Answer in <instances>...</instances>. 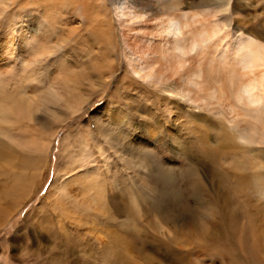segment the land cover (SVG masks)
<instances>
[{
	"label": "rangeland",
	"instance_id": "rangeland-1",
	"mask_svg": "<svg viewBox=\"0 0 264 264\" xmlns=\"http://www.w3.org/2000/svg\"><path fill=\"white\" fill-rule=\"evenodd\" d=\"M180 2L188 16L203 14L206 30L219 32L197 45L192 54L206 55L191 59V64L197 67L206 58L205 63L237 82L239 72L232 73L230 62L247 60L245 40L251 37L264 45V0ZM189 3L202 7L190 9ZM99 5L102 28L108 31L104 40L94 36L93 27L80 9L73 12L68 0L60 6L58 0H0V264H44L51 253H58L63 264H85L81 249H70L61 239L78 237L99 251L110 245V232L118 224L147 238L143 255L151 256L154 264H171L169 257L173 264H264V142L250 144L235 137L232 128L246 125L239 124L242 119L228 106L232 101L226 103L222 92L212 91L210 109L225 117L196 108L193 113L215 119L218 129L207 144L216 154L198 153L194 159L186 154L206 147L199 141L206 123L197 119L188 126L176 124L188 149L172 147L166 134L174 117L169 100L177 99L135 73L130 50L136 44L143 47L156 33V21L132 32L123 29L127 18L120 19L110 0ZM216 42L220 47L212 49V58L208 49ZM218 99L226 105L219 107ZM152 113L163 127L154 139L149 133L156 125L148 132L144 121ZM118 129L128 135V148L148 149L177 176L189 163L196 165L203 190L201 197L190 199L194 218L179 211L167 219L156 214L147 218L140 205L135 225L122 213L110 220L117 224L110 227L99 211L113 212L111 193L120 195L123 187L134 186L154 196L151 167L113 140L111 134ZM230 160L240 162L242 170L234 169ZM180 180L176 188L186 189L188 180ZM124 194L133 206L134 197ZM228 217L234 219L231 227ZM228 235L236 239L235 250L226 258L229 252L218 248ZM35 252L43 257L35 259ZM126 255L132 264H147L136 248Z\"/></svg>",
	"mask_w": 264,
	"mask_h": 264
},
{
	"label": "bare ground",
	"instance_id": "bare-ground-1",
	"mask_svg": "<svg viewBox=\"0 0 264 264\" xmlns=\"http://www.w3.org/2000/svg\"><path fill=\"white\" fill-rule=\"evenodd\" d=\"M68 1H70L73 12H77L78 9H80L87 25L92 26L93 30H95L93 31L94 36H96L99 40H104V34H106L108 31L102 28V26L105 25V21L102 20L101 17L104 11L102 10V7H99V4L105 2V0ZM110 1L112 5L116 7L118 11H120V19L122 20L123 18H127L122 20V26L125 30L129 28V30L132 32L135 30L137 32H141L146 29L145 27L149 26V22L156 21L154 27L157 29L156 33H154L152 37L145 42L143 47L140 44V46L136 44V49H134V47H130V50L132 56L134 57V62H136L135 67H133L135 73L143 81L149 84H155L156 86L160 85L161 92L168 94L171 96V98L174 97L177 99L176 101L173 99V101L169 100L170 103L173 102L171 104V108L174 106L172 109L174 117L171 118L173 120V125L170 126L166 134L170 139L172 147L180 146L184 148V150L188 149L185 142H183L181 139L179 133L180 130L176 124L180 122L181 125L188 126L192 122L194 123L195 119H197L198 121H203L206 123L204 132H200L202 135L199 139V141L203 142L202 146L205 145L206 147L200 149L201 151L193 150L194 152H192L190 150L189 152H186V154L193 159L198 155V153H202L206 157L214 156V154H216L212 150H209L207 144L209 142L208 138L211 133L218 129L214 124L215 119H209L202 113H199V115L193 113V110L196 108L199 109L200 112L206 111L209 113H216V116L214 117H225L224 112L220 110L218 111L216 109H210L213 105V102L210 101V94L213 93L212 91L222 92L223 95L226 96V103L232 101V103H229L228 106H231L232 111L236 112L237 115H239L242 119L239 124L246 125L245 128H243V125H241V129L237 128L239 127L238 125H235L232 128L236 134L235 137H238L240 141L250 144H257L260 143V141L264 142L263 44H260L258 41H256V39L251 37L245 40L246 42L244 44H247L246 50L248 53L247 60L243 61L239 59L237 65L233 62H230V66L233 68L230 69L232 70V73L234 74L239 72V80L236 82L230 75L228 79L225 78L222 72H218L219 68H216L215 66L213 67L210 62L209 64L208 61L205 63L206 58L200 59L199 61L197 60L199 64L197 67L191 64V59L195 61L198 56H202L204 54L206 55V53H196L195 55L192 54L197 45H203L206 42L211 41L215 35L219 34L217 29H215V31L213 30L212 32L206 30L208 27H205L204 20L206 18L203 17V14L197 15V13V16H188L186 13H184L180 0ZM63 2L64 0H58L59 6L61 4L63 5ZM197 7H202V5L196 3L188 4V8L190 9H195ZM78 14L80 15L81 13ZM199 16H202L203 18L197 19ZM131 24H135V26L137 25L139 27L135 29ZM186 29H188L189 32H186ZM187 33H189V36ZM222 40H224V38H222ZM139 47L141 52L137 50ZM219 47L220 45L218 42H216L214 45L209 46L208 52L211 53L214 50L213 48H215L216 51V49ZM214 55L215 52L213 51L211 54L212 58L215 57ZM238 64H242L241 68L238 66ZM216 65L218 66V64ZM222 69L224 70L223 67ZM102 70L103 68L100 69V71ZM193 70H195V72ZM228 73L229 72H227V74ZM199 77H201V79L197 80ZM224 92H227V94ZM206 93H208V96ZM230 93L233 94L231 95ZM231 97H233V99L235 98V100H233ZM220 99L217 100V105L219 107L225 106L226 104L223 103V101H219ZM115 121L117 123L116 125L118 126L119 122H117V120ZM124 121L125 119H122L121 122L124 123ZM127 121L129 124L131 123L129 120ZM144 121L146 122L145 126H147L146 130L148 129V132L151 131L149 126L156 125L155 129L158 130L155 131L154 129V132L151 131V133H149L150 139H154L157 136L155 132H160L161 130L159 129L163 128L161 121H158L153 113L149 114V117ZM258 123H260L263 127L261 130L259 129L260 124L258 125ZM111 136L118 144L121 143L126 152L131 151L135 155L138 153L139 156L144 158L147 165L151 167V169H149L150 172H148L150 177L152 176L154 180V184L152 186L154 189V196L148 194V189H137L134 186V188L130 186V189H124L123 187L120 195L118 193L115 194V192L111 193L109 201L113 212L109 213L107 208H104L102 211L101 209L100 211L98 209L99 212L106 215V222L110 225V227L113 228L115 225H117L111 223L110 220L112 221V219L115 218V215L117 216L122 213L127 215L131 222H133V225H135L136 223L134 222H138L139 220L138 218L140 214L138 207L140 205L147 218L153 216V214H156L161 219H165L169 214H172L176 211L181 213L180 216L191 215L192 218L196 216V212H193L191 207L190 199H198L200 195L202 196L201 193L203 188L197 180L198 172L194 163H189L186 166V169L180 173L179 176H177L175 175V171L173 169L167 167L166 165L164 166V163L162 164L161 160H159L157 157L155 158L151 152L146 151L148 149L145 150L142 147H137L134 149L128 148L126 145L128 142V135L123 133L121 129L116 130L115 133L111 134ZM225 138L228 139L227 136ZM230 161L229 163H233ZM233 165L234 169L236 168L237 170H242V164L237 160L235 161V164L233 163ZM255 168H258V164L255 165ZM240 177L241 176L237 178L239 182H241L242 179V177ZM180 178L183 181H189L186 182L188 186L184 190L176 188V186L179 184ZM124 193L130 194L132 197H134L133 206L130 205L132 200H129V197L125 196ZM176 218H178L177 215L174 217V220ZM229 219L230 217H228V222L230 221L229 224L231 227L233 225L231 221L234 219ZM122 225L124 226V224H118V226L115 227L116 229L110 232V245H104L101 249H99V251L95 250L96 247L93 249L92 246H94V244L90 241H86V243L83 245V242H81L78 237L70 238L69 236L68 238L61 239V241L65 244L70 243V249L73 246H76L78 249L80 248L83 255L85 254L86 256L85 264H132L130 257H128L126 254L129 250L136 248V250L140 251L143 255L145 253V246L148 244L147 238L144 236L138 238V236L131 229H127L126 227L124 230ZM214 228L215 227L213 226V231H215ZM235 239L236 235H228L224 237L221 243L219 242L220 249L218 248V250L220 251L223 249V253L229 252V254L224 255V257L227 258V255H231L233 250H235V248H233V241ZM148 241L150 240L148 239ZM156 243L157 245L161 246L159 241ZM51 255L52 256H50L48 260H44V264H63L56 258V256L60 257L58 253H51ZM33 256L35 259L39 258V260L43 257L38 252H35ZM178 256L180 255H177V257ZM143 260L147 264H154V259L151 256L143 255ZM174 260L176 262L179 261L176 258ZM166 261H168V259ZM169 262L173 264L170 257Z\"/></svg>",
	"mask_w": 264,
	"mask_h": 264
}]
</instances>
